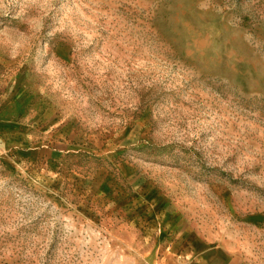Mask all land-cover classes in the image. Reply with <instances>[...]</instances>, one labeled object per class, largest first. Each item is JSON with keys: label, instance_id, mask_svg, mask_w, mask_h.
Wrapping results in <instances>:
<instances>
[{"label": "rangeland", "instance_id": "rangeland-1", "mask_svg": "<svg viewBox=\"0 0 264 264\" xmlns=\"http://www.w3.org/2000/svg\"><path fill=\"white\" fill-rule=\"evenodd\" d=\"M9 112L0 264H264V0H0Z\"/></svg>", "mask_w": 264, "mask_h": 264}, {"label": "crops", "instance_id": "crops-1", "mask_svg": "<svg viewBox=\"0 0 264 264\" xmlns=\"http://www.w3.org/2000/svg\"><path fill=\"white\" fill-rule=\"evenodd\" d=\"M14 114V113H11ZM10 112L6 115L3 113L0 115V122H7L10 120ZM175 254V253H174ZM191 258V261L196 260L195 264H241V261L237 259L232 249L223 245H214L209 239H206V246L202 249L197 248L194 245H190L182 255L176 253L174 262L181 260L180 257ZM185 264L187 263L186 261Z\"/></svg>", "mask_w": 264, "mask_h": 264}, {"label": "built area", "instance_id": "built-area-1", "mask_svg": "<svg viewBox=\"0 0 264 264\" xmlns=\"http://www.w3.org/2000/svg\"><path fill=\"white\" fill-rule=\"evenodd\" d=\"M161 264H164V263H161Z\"/></svg>", "mask_w": 264, "mask_h": 264}]
</instances>
